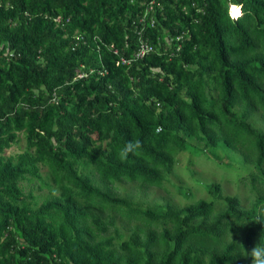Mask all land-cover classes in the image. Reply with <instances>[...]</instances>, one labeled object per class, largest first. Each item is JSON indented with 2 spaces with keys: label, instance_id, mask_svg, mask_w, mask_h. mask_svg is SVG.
Listing matches in <instances>:
<instances>
[{
  "label": "trees",
  "instance_id": "trees-1",
  "mask_svg": "<svg viewBox=\"0 0 264 264\" xmlns=\"http://www.w3.org/2000/svg\"><path fill=\"white\" fill-rule=\"evenodd\" d=\"M195 157L248 206L195 199ZM262 232L264 0H0V264H249Z\"/></svg>",
  "mask_w": 264,
  "mask_h": 264
},
{
  "label": "rangeland",
  "instance_id": "rangeland-1",
  "mask_svg": "<svg viewBox=\"0 0 264 264\" xmlns=\"http://www.w3.org/2000/svg\"><path fill=\"white\" fill-rule=\"evenodd\" d=\"M19 138H20L19 144L14 145L10 149L6 150L5 152L6 155L17 154L23 151L25 146L24 136L20 135ZM196 166L198 169L197 170L198 179L201 182V184L198 182V180L196 182L195 180H191L190 176L188 175L184 176L183 171H180L179 173L180 174L179 177L182 178L184 182L183 183L184 186L194 189L195 199L206 198L207 193L203 189V184L210 183L214 180L222 185V187L224 188L223 190L224 194H229V195L239 194L241 200L243 201L242 202L243 206H248L249 199L252 197V195L246 188L241 186L238 188L237 185L233 183V181L227 182L228 179H226L224 176H222L219 172L215 170L216 165H214L212 162L208 160H205L203 157L196 158ZM182 169H183L182 165L179 164L178 170H182ZM167 189L172 193L171 196L173 197V201L175 203H178L179 205H185L189 202L188 200L183 198L173 187L167 186ZM153 193L164 195V191L159 189H153Z\"/></svg>",
  "mask_w": 264,
  "mask_h": 264
},
{
  "label": "clouds",
  "instance_id": "clouds-1",
  "mask_svg": "<svg viewBox=\"0 0 264 264\" xmlns=\"http://www.w3.org/2000/svg\"><path fill=\"white\" fill-rule=\"evenodd\" d=\"M234 9H239L240 14L238 16H235ZM229 15L230 18L234 20L239 18L241 15V8L239 6L231 5L229 8ZM140 147L141 144L138 140H130L121 149H119L117 152V158L121 162H126L129 155L137 154V150ZM245 249L247 251V261L249 264H264V232L260 233L251 248L245 247Z\"/></svg>",
  "mask_w": 264,
  "mask_h": 264
},
{
  "label": "snow or ice",
  "instance_id": "snow-or-ice-1",
  "mask_svg": "<svg viewBox=\"0 0 264 264\" xmlns=\"http://www.w3.org/2000/svg\"><path fill=\"white\" fill-rule=\"evenodd\" d=\"M234 12L235 14L238 16L240 13H239V9H234Z\"/></svg>",
  "mask_w": 264,
  "mask_h": 264
}]
</instances>
